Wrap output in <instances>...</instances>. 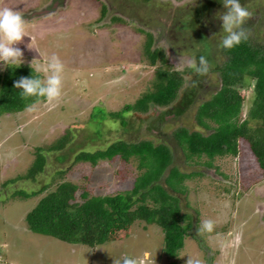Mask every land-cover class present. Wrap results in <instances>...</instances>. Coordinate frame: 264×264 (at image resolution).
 Wrapping results in <instances>:
<instances>
[{"label": "rangeland", "instance_id": "obj_1", "mask_svg": "<svg viewBox=\"0 0 264 264\" xmlns=\"http://www.w3.org/2000/svg\"><path fill=\"white\" fill-rule=\"evenodd\" d=\"M209 1L215 0H0V8L17 10L25 20L26 36L14 45L23 53L20 65L29 66L43 80L48 57L56 54L64 64L57 100L46 99L34 108L0 116V264H114L145 250L152 253L155 264H185L188 256L201 257L205 264H264V172L248 144L238 140L235 157H215L214 167L207 168L204 157L186 165L170 136L182 127L201 131L192 119L194 111L220 87L215 70L224 62L221 16L226 9L223 0H216L201 13ZM241 1L252 12L243 27L264 44V0ZM197 10V22L190 26ZM150 38L151 48L162 50L170 70L183 72L193 56H205L210 73L195 83L199 85L185 109L179 107L180 99L196 80L188 74L183 75L184 91L171 108L158 109L164 118L151 111L139 117L127 113L124 128L109 118L98 124L103 112L118 111L151 90L154 67L143 55ZM8 65L19 64L0 62V74ZM238 84H242L237 89L243 98L241 120L251 102L253 81L242 78ZM65 129L71 134L70 143L63 151L43 153L45 166L35 181L5 184L27 172L35 148L48 146ZM117 139L166 146L178 173L198 175L183 179L185 197L175 195L181 213L189 214L195 225L183 235L182 248L173 259L163 253L160 228L142 221L94 248L28 230L26 214L59 182L72 183L88 196L131 189L140 174L136 158L99 160L95 165L74 162L80 151L92 153ZM197 160L199 165H193ZM58 171L65 172L62 178L56 176ZM42 188L37 196L24 199L18 194ZM205 219L215 222L213 232H198Z\"/></svg>", "mask_w": 264, "mask_h": 264}, {"label": "trees", "instance_id": "obj_2", "mask_svg": "<svg viewBox=\"0 0 264 264\" xmlns=\"http://www.w3.org/2000/svg\"><path fill=\"white\" fill-rule=\"evenodd\" d=\"M215 2L216 0L203 4L201 13L215 5ZM198 17L197 10L190 26L197 22ZM248 33V40L239 46L231 50L221 47L224 62L215 70L220 87L207 100L197 105L192 118L195 126L205 134L182 127L170 135L172 142L182 152L186 165L191 163V159L199 160L204 157L203 165L207 168L214 167L211 162L215 157H235L237 141L241 140L248 144L258 167L264 172V44L255 41L250 31ZM151 44V38L147 39L143 48L147 64L154 67L151 90L143 93L133 103L123 105L118 111L103 112L98 124L109 118L114 122L118 121L120 127L124 128L128 121L123 115L127 113L139 117L151 111L153 115L159 114V117L164 118V114L158 109L171 108L180 90L184 91L183 75L194 76L197 80L195 83L202 81L205 75L200 76L190 68L183 72L170 70L162 50H153ZM196 59L199 61V56ZM22 76L41 78L40 74L27 65H8L0 74V116L15 114L34 104L45 102L44 97L21 96V90L13 85ZM242 78H248L253 84L250 105L244 118L240 120L243 98L237 89L242 86L238 84ZM190 86L188 95L180 99L179 107L182 109L187 107L191 96L195 94L194 87L192 84ZM250 123H254V126L250 127ZM70 139L71 134L65 129L48 146L35 148L34 159L27 172L8 180L5 184L22 179L35 181V176L40 174L45 166L43 153L63 151ZM114 158L123 162L138 159L140 174L136 176L130 190L114 195L88 196L84 191L78 192V186L72 183L59 182L26 214L28 230L64 243L94 248L135 221H142L160 228L163 234V253L166 258L173 259L182 248L183 235L195 225L189 214L181 213L179 200L175 195L185 197L183 179L198 175L178 173L177 168L173 166L170 150L166 146H155L145 140H113L101 150L92 153L80 151L74 162H89L95 165L99 160L110 161ZM198 160L193 165H199ZM64 173L58 171L55 174L62 178ZM44 190L45 188H42L31 194H18L25 199L37 196Z\"/></svg>", "mask_w": 264, "mask_h": 264}, {"label": "clouds", "instance_id": "obj_3", "mask_svg": "<svg viewBox=\"0 0 264 264\" xmlns=\"http://www.w3.org/2000/svg\"><path fill=\"white\" fill-rule=\"evenodd\" d=\"M226 12L221 16L222 29L226 35L222 38L220 46L225 50H231L249 38L248 31L243 27L252 12L241 4V0H223ZM26 36L25 20L21 13L12 8H0V62L5 64H21L23 53L20 48L15 47ZM188 67L200 76L206 75L211 64L205 56H200L199 61L195 56L188 62ZM44 71L45 79L39 77H20L14 82V88L21 90V96L44 97L48 101L57 100L62 93V73L64 64L56 54H52L46 61ZM196 86L195 82L192 84ZM33 108L35 105L32 106ZM215 222L205 219L198 232H213ZM114 264H155L150 251L145 250L139 257L125 255L122 259L114 260ZM185 264H205L201 257L188 256Z\"/></svg>", "mask_w": 264, "mask_h": 264}]
</instances>
